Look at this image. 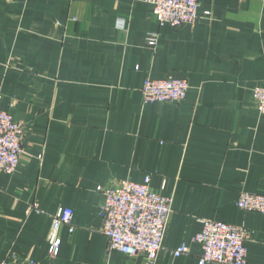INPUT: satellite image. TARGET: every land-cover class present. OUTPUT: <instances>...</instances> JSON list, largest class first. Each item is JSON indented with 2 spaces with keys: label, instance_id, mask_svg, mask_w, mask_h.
<instances>
[{
  "label": "crops",
  "instance_id": "obj_1",
  "mask_svg": "<svg viewBox=\"0 0 264 264\" xmlns=\"http://www.w3.org/2000/svg\"><path fill=\"white\" fill-rule=\"evenodd\" d=\"M194 26H160L152 0H0L2 107L27 134L18 170L0 171V261L145 264L109 251L98 187L144 182L174 202L155 264H199L202 220L253 233L264 264V0H198ZM210 10L212 18L204 16ZM120 25H123L122 27ZM157 35L155 47L148 39ZM186 79L178 103L144 104L147 79ZM38 203L44 212H29ZM74 211L49 254L52 219ZM186 244L190 252L174 257Z\"/></svg>",
  "mask_w": 264,
  "mask_h": 264
},
{
  "label": "built area",
  "instance_id": "obj_2",
  "mask_svg": "<svg viewBox=\"0 0 264 264\" xmlns=\"http://www.w3.org/2000/svg\"><path fill=\"white\" fill-rule=\"evenodd\" d=\"M154 15L160 26L169 25L177 28L184 25L194 26L200 17L198 0H152ZM204 16L212 18L207 10ZM121 27L123 25H120ZM157 35L148 39V45L155 47ZM190 90L186 79H147L141 89L143 103H178L187 98ZM258 111L264 116V84L253 91ZM4 100L0 92V171L15 173L20 165L24 152L27 131L24 125L2 107ZM151 177L147 176L142 183L121 181L106 187H98L101 195L100 216L101 233L109 243V251H119L129 257L143 255L145 264H155L166 235L168 221L172 212L174 198L154 191ZM243 211L257 212L264 215V195L241 192L237 202ZM29 212L43 214L38 203L29 207ZM74 211L61 209L52 219L49 234V254L57 257L60 253L61 239L59 231L73 225ZM202 230L192 239L202 251L199 264H248V243L253 233L244 226L224 222L202 220ZM186 244L172 253L178 258L189 254ZM0 264H37L32 259L0 261Z\"/></svg>",
  "mask_w": 264,
  "mask_h": 264
}]
</instances>
